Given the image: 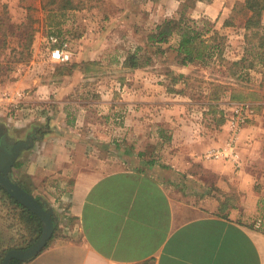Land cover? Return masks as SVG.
<instances>
[{
    "label": "crops",
    "instance_id": "obj_1",
    "mask_svg": "<svg viewBox=\"0 0 264 264\" xmlns=\"http://www.w3.org/2000/svg\"><path fill=\"white\" fill-rule=\"evenodd\" d=\"M27 87L0 84V145H28L9 177L52 211L55 227L46 247L21 264H264V200L252 162L235 170L202 157L224 134L197 140L194 130L165 128L173 117L153 114L144 119L158 130L141 129L128 114L122 144L75 124L68 82L20 91ZM0 215V250L17 234L22 243L33 238L23 221Z\"/></svg>",
    "mask_w": 264,
    "mask_h": 264
},
{
    "label": "rangeland",
    "instance_id": "obj_2",
    "mask_svg": "<svg viewBox=\"0 0 264 264\" xmlns=\"http://www.w3.org/2000/svg\"><path fill=\"white\" fill-rule=\"evenodd\" d=\"M184 1L88 0L81 10L59 12L42 9V0H0V84L25 80L30 87L20 91L26 93L39 85L68 82L72 86L68 101L72 103L66 111L79 119L75 124L88 131L101 129L122 144L127 143L130 126L124 118L128 114L140 119L141 129H148L144 118L150 114L156 120L165 115L175 119L164 123L165 128L181 126L185 134L194 130L197 140L218 141L224 134L223 143L233 108L247 105L252 114L243 127L245 144L239 143L238 150L241 163L252 162L250 172L259 182L254 190L261 202L264 64L256 61L255 68L246 69L247 62L240 61L246 56L244 0H198L187 10L186 18L194 22L188 25L201 34L200 40L214 45L209 36L216 32L223 47L219 56L216 50L209 59L181 67L175 57L177 33L160 45L163 55L148 47L146 37L164 20L177 19ZM225 22L230 25L224 26ZM260 26L264 34V12ZM51 36L58 38L56 44L50 42ZM64 42L72 55L70 61L52 62L51 50ZM137 47L153 63L125 68L123 61ZM234 62L239 64L234 66ZM149 124L158 130L155 121ZM159 129L166 130L162 124Z\"/></svg>",
    "mask_w": 264,
    "mask_h": 264
},
{
    "label": "trees",
    "instance_id": "obj_3",
    "mask_svg": "<svg viewBox=\"0 0 264 264\" xmlns=\"http://www.w3.org/2000/svg\"><path fill=\"white\" fill-rule=\"evenodd\" d=\"M88 0H42V9L47 11H71L81 10L85 7ZM198 0H185L180 4L177 12V19L164 20L156 27L155 32L147 35L146 40L149 48H154L156 54L163 55V50L160 45L167 43L169 36L172 33H177L178 44L176 48L175 57H177L178 65L185 67L186 65L195 62L203 61L211 58L217 50L219 56L222 52V44L217 41V33L214 32L209 36V41L216 43L207 44V42L200 40L201 34L188 25L192 20L186 18L188 9L193 8ZM241 11L245 16L244 22V40H245V54L240 61L247 62L246 69L255 68L258 63L264 64V34L260 32L261 16L264 12V0H244ZM228 22L224 26H229ZM1 26V24H0ZM198 40L200 42H198ZM140 47L135 48L132 53H129L122 65L128 69H138L151 65L153 63L150 55H143ZM248 58V59H247ZM239 62H234L232 65L237 66ZM235 76L234 72H231ZM179 77V76H178ZM176 79V78H174ZM177 78L176 80H178ZM0 212L5 218L15 220L16 218L23 221L25 232L30 236L34 235L29 241H23L24 235L17 234L9 239V244L6 248L0 250V262L5 254L10 250H21L29 247L40 236L42 225L39 219L29 212L25 207L21 206L14 199H12L5 191L0 188ZM15 215H18L15 217ZM1 217V215H0ZM18 260H11L9 264H21Z\"/></svg>",
    "mask_w": 264,
    "mask_h": 264
},
{
    "label": "water",
    "instance_id": "obj_4",
    "mask_svg": "<svg viewBox=\"0 0 264 264\" xmlns=\"http://www.w3.org/2000/svg\"><path fill=\"white\" fill-rule=\"evenodd\" d=\"M27 146V144L19 142L7 151L0 145V188L17 203L34 214L41 222L42 230L39 238L30 247L25 250L15 249L8 251L0 264H9L11 260H18L20 262L29 261L46 247L54 232L55 222L52 211L48 210L44 204L40 203L22 186L12 181L9 177L20 151L26 149Z\"/></svg>",
    "mask_w": 264,
    "mask_h": 264
},
{
    "label": "built area",
    "instance_id": "obj_5",
    "mask_svg": "<svg viewBox=\"0 0 264 264\" xmlns=\"http://www.w3.org/2000/svg\"><path fill=\"white\" fill-rule=\"evenodd\" d=\"M50 42L56 44L58 42V38L51 36ZM71 56V52L66 42L61 43L60 46L53 48L50 52V60L54 63H67L70 61ZM15 96L20 97L21 93L15 94ZM12 103L13 102H9V104ZM251 114L252 110L249 106H235L232 110L230 119L227 121V136L225 140L218 147L208 149L205 153H203V159L207 161H222L230 164L235 170H239L242 165L238 150L239 136L243 127L250 119ZM261 224V220L257 219L254 223V227L260 228Z\"/></svg>",
    "mask_w": 264,
    "mask_h": 264
}]
</instances>
